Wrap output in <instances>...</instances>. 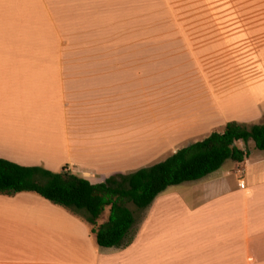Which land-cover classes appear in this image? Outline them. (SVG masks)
<instances>
[{
    "label": "crops",
    "instance_id": "0c3cea01",
    "mask_svg": "<svg viewBox=\"0 0 264 264\" xmlns=\"http://www.w3.org/2000/svg\"><path fill=\"white\" fill-rule=\"evenodd\" d=\"M125 1L0 0V158L95 184L264 123V0H200L212 17L84 43ZM236 145L242 162L166 188L123 248L99 246L80 212L0 194V264H264V150Z\"/></svg>",
    "mask_w": 264,
    "mask_h": 264
},
{
    "label": "trees",
    "instance_id": "16d2710c",
    "mask_svg": "<svg viewBox=\"0 0 264 264\" xmlns=\"http://www.w3.org/2000/svg\"><path fill=\"white\" fill-rule=\"evenodd\" d=\"M250 140L257 149L264 150V123L228 122L222 132H212L161 162L130 173L110 175L95 184L65 168L52 172L0 158V194L32 192L53 204L80 212L99 246L123 248L134 239L137 214L148 208L158 194L170 186L198 180L218 170L228 159L242 162L248 151L236 143ZM106 210V219L99 223Z\"/></svg>",
    "mask_w": 264,
    "mask_h": 264
},
{
    "label": "rangeland",
    "instance_id": "374dc122",
    "mask_svg": "<svg viewBox=\"0 0 264 264\" xmlns=\"http://www.w3.org/2000/svg\"><path fill=\"white\" fill-rule=\"evenodd\" d=\"M244 4L247 3L244 1ZM121 5H123L124 8L99 10V24H95L92 27H82L80 34L84 38V43L89 39L88 36L91 35L93 39L98 40L100 49H106L107 38L111 36L120 34L170 33L173 28L175 30L178 28L168 21L170 18L187 19L212 17L211 13L203 8V4L200 0H166V2H160L158 0H127ZM230 8L231 9L225 10L222 14H220L218 10H215L213 11L214 16H234V5L230 4ZM243 11L246 12V10ZM187 29H189V32L191 27ZM129 207L135 211V207L132 204H129ZM106 214L107 212H105L100 219H103Z\"/></svg>",
    "mask_w": 264,
    "mask_h": 264
}]
</instances>
